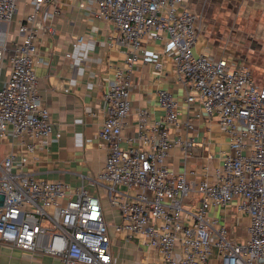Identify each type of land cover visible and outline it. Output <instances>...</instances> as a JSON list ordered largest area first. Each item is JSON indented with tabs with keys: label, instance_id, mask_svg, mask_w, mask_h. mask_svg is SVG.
Returning a JSON list of instances; mask_svg holds the SVG:
<instances>
[{
	"label": "built area",
	"instance_id": "2783aa9c",
	"mask_svg": "<svg viewBox=\"0 0 264 264\" xmlns=\"http://www.w3.org/2000/svg\"><path fill=\"white\" fill-rule=\"evenodd\" d=\"M21 1L33 10L19 13ZM57 0H0V141L19 136L30 150L60 138L39 93L38 10ZM92 14L114 26L113 38L126 46L124 65L115 67L105 95L106 118L100 137L107 143L104 168L83 175L73 186L14 168V154L0 159V244L51 255L62 264H114L111 224L102 199L85 181L103 188L120 221L114 230L156 251L162 264H207L215 250L222 264H264V79L257 80L242 61L196 51L201 14L189 0H87ZM20 15V16H19ZM159 39L172 55L188 107L197 110L180 120V102L166 88L157 91L164 117L138 111L135 132L125 133L132 113L133 68L145 53V40ZM85 36L73 42L77 46ZM71 53L67 52L66 56ZM155 68L163 63L155 60ZM216 119L229 137V150L212 178L199 181L172 169L171 150L188 156L195 137H173L167 123L193 129L195 119ZM26 159L23 158V162ZM18 164V167L22 165ZM210 175V165L202 167ZM199 203H190L192 195ZM235 206L247 215V237L237 240L227 225L209 215L211 208Z\"/></svg>",
	"mask_w": 264,
	"mask_h": 264
},
{
	"label": "crops",
	"instance_id": "0c3cea01",
	"mask_svg": "<svg viewBox=\"0 0 264 264\" xmlns=\"http://www.w3.org/2000/svg\"><path fill=\"white\" fill-rule=\"evenodd\" d=\"M206 0H189L191 7L198 11V4ZM87 0H57L58 12L53 18L50 3L38 10L37 63L35 71L38 77L39 93L49 108L54 132H60L58 140L49 145H35L30 150L27 143L19 136H9L0 141V159L8 153L14 154V168L39 178L61 179L73 186L83 183V175L96 177L104 168L107 157V143L100 137V130L106 118L105 95L110 80L114 77L115 67L125 64L129 55L126 46L117 44L113 38L112 23L90 13L85 5ZM33 10V5L21 1L20 15ZM199 12V11H198ZM200 13V12H199ZM19 15V16H20ZM85 39L73 46L78 37ZM196 51L207 55L225 56L234 66L245 60L238 50L227 49L212 42L202 27L199 29ZM70 52V56L66 53ZM155 60L163 67L157 69ZM246 63V62H245ZM247 65V64H246ZM248 66V65H247ZM249 67V66H248ZM131 89L132 113L125 133L135 132L138 111L148 109L154 119L164 117V110L159 105L157 91L169 89L180 102V120H186L197 107H188L185 102L187 92L178 79L174 69L172 55L167 52L159 39L145 40V53L133 68ZM173 137L182 135L195 137L194 146L188 156L183 154L181 146L171 150L169 159L172 169L186 172L196 181L205 177L212 178L216 166L222 163L229 150V137L216 119H195L193 129L188 131L184 125L175 127L167 123ZM23 158L26 159L22 163ZM22 163L21 167L18 164ZM210 165V175L202 167ZM87 181V180H86ZM85 181L87 188L99 195L105 210V217L111 224L112 249L114 264H162L158 253L138 239L126 240L114 230V224L120 221L118 210L111 207L103 188ZM190 203L198 205V196L193 194ZM209 215L219 218L230 230V235L237 240L247 237L249 223L246 214L237 207L211 208ZM0 264H62L51 255L30 253L18 247L0 244ZM207 264H222L217 250Z\"/></svg>",
	"mask_w": 264,
	"mask_h": 264
},
{
	"label": "rangeland",
	"instance_id": "374dc122",
	"mask_svg": "<svg viewBox=\"0 0 264 264\" xmlns=\"http://www.w3.org/2000/svg\"><path fill=\"white\" fill-rule=\"evenodd\" d=\"M200 27L215 44L238 50L257 80L264 79V0H206ZM3 64L0 78H6Z\"/></svg>",
	"mask_w": 264,
	"mask_h": 264
}]
</instances>
